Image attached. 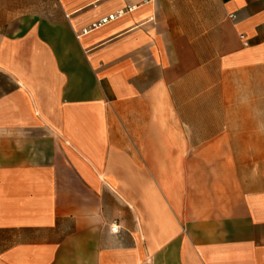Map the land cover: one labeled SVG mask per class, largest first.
<instances>
[{"label":"crops","instance_id":"obj_1","mask_svg":"<svg viewBox=\"0 0 264 264\" xmlns=\"http://www.w3.org/2000/svg\"><path fill=\"white\" fill-rule=\"evenodd\" d=\"M0 264H264V0H0Z\"/></svg>","mask_w":264,"mask_h":264},{"label":"built area","instance_id":"obj_2","mask_svg":"<svg viewBox=\"0 0 264 264\" xmlns=\"http://www.w3.org/2000/svg\"><path fill=\"white\" fill-rule=\"evenodd\" d=\"M112 19H113V17H110V18H107V19H103L97 26L104 25V24H106L107 22H109ZM111 230H112L113 233H116L117 230H118V226H113L111 228Z\"/></svg>","mask_w":264,"mask_h":264}]
</instances>
